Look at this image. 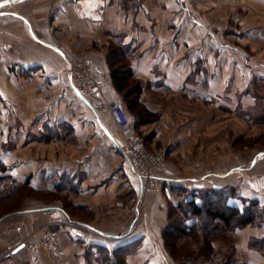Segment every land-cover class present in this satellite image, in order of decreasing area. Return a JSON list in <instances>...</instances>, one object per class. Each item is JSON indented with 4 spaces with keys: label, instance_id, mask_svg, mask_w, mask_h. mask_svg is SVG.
I'll return each mask as SVG.
<instances>
[{
    "label": "crops",
    "instance_id": "obj_1",
    "mask_svg": "<svg viewBox=\"0 0 264 264\" xmlns=\"http://www.w3.org/2000/svg\"><path fill=\"white\" fill-rule=\"evenodd\" d=\"M109 54L127 63L125 71L141 86L139 102L156 115L140 122L129 113V130L143 135L147 146L165 144L174 158H185L187 146L203 133V119L210 126L218 111L247 123L264 118V0H24L1 7L0 109L6 125L0 134L15 136V130L17 144L2 148L0 142V161L33 193L0 216V264H54L40 246L54 228L61 231L65 264H110L113 249L128 243L134 248L125 264H175L162 236L169 206L193 197V187L211 176L228 177L226 170L175 176L199 165L195 158L193 165L155 170L165 180L162 188L141 194L108 108L111 102L126 107L111 78ZM71 58L101 68V109L72 85L65 71ZM30 135L39 141L29 144ZM65 135L70 138L63 153H40L43 144ZM259 161L264 148L227 170ZM258 175L257 184L239 187L244 192L235 196L237 204L254 195L264 201V167ZM222 185L234 186L226 180ZM256 226L261 238L264 218ZM253 253L245 261L264 264V253Z\"/></svg>",
    "mask_w": 264,
    "mask_h": 264
},
{
    "label": "rangeland",
    "instance_id": "obj_2",
    "mask_svg": "<svg viewBox=\"0 0 264 264\" xmlns=\"http://www.w3.org/2000/svg\"><path fill=\"white\" fill-rule=\"evenodd\" d=\"M117 66L121 67V64L117 63ZM255 86H257L256 87L257 90L261 88V86H258L257 84H255ZM94 108L90 105L89 109L91 113L95 112ZM260 108L264 109V102L262 103V106ZM218 113L219 115L214 120H212V123L210 126H209L208 121L203 119V125H202L203 133L198 135L196 137V141L191 143V144L195 143L193 146H191L190 148H189V145L187 146L186 156L184 159L174 158L172 151L171 152L168 151V147L165 146V144H162L159 146L156 145V147H150V146H147L146 144L145 145L148 150L154 153H157L162 148L165 150L164 157L168 163L167 168H170V167L174 168L173 165H177L179 167L180 162L182 163L184 162L188 164L191 162L193 165V163H195L194 162L195 158H196L195 161H199L200 163L199 165L195 164L192 168H190L192 170L191 172H179L175 174V176L182 175V174H185V175H194L197 173L202 174L204 172L222 173L223 171L226 170L225 172L228 173L226 175L228 176L226 177V179H221L220 177H217V176H211L207 180L201 181L202 182L201 184H203L202 187H193V188H198L197 191L199 195L200 194L203 195L204 192L210 188H223V190H226V192L229 193L227 190H229L230 188L222 185V182L226 180L228 184H232L235 186V187L233 186L234 188L233 191L235 192V195L228 197V200H227L228 204H232V206L234 207H237V206L242 207V204L236 203L237 197H235L237 193L244 192V190H241L239 187L241 185L245 187H249L250 185L249 183H254V182L257 184L255 180L259 176L258 175L259 170L262 167H264V161L262 162L259 161L256 165L254 164L256 163L255 161L252 165L247 166V168L244 170H239L238 168L233 171L230 170L231 172H229L227 168L230 165H235L239 162H248L249 160H252L256 152L264 148V118H262L261 120L260 119L259 120L254 119L253 121L250 120V123H247L246 120L240 116L234 115V117L233 116L229 117V115L228 116L226 115L227 117L226 116L221 117V112L218 111ZM1 114L3 115L2 109H0V115ZM2 115L0 116V119H1L0 128H4L6 125L5 120L1 118ZM15 125H16V122L13 123V126ZM14 134L15 136L7 135V134L6 135L0 134V142H2L3 144L2 148H6V144L7 143L10 144L9 142H11V146H16L17 138H16L15 130H14ZM122 135H123V132H122ZM56 137H57V134H56ZM141 137H143L144 139L143 135H141ZM60 138H58V140L51 141L49 144H43L42 146L46 150L42 152H40L41 150H38V152H40L44 156L48 155V153L51 152L52 150H54V152L59 153L61 151L63 153L65 151V145L67 143L66 141L70 138V135L69 136L65 135V137L61 136ZM28 139H29L28 141H30L29 144L37 143V142H34V140L39 141V139L36 138L34 135H30ZM122 141H123V137H122ZM27 146H31V145H27ZM51 146H53V148H51ZM27 152H32L31 154L34 156L33 151L27 149ZM13 154L16 157V150H13ZM63 155L64 154H62V156ZM180 169H183V167L180 166ZM153 173H156V172L154 171ZM210 180L212 183H209ZM159 190L160 189L156 191H150V192H158ZM214 195L216 196L214 198H217V195L219 194H214ZM241 199L242 198H240V200ZM247 202L257 203V205L253 204L252 207L250 208V211L252 212L259 210V207L264 208V205L262 206L260 205L261 203H264L263 199L261 202L258 199V197H256V195H254L253 197L251 196V198H249ZM75 213L78 214V212H75ZM189 214L190 213L188 212V208L186 209V207L185 208L175 207V204L173 203L172 205L169 206L167 225L171 222L173 225L175 224L178 227H180L182 218H184V219H187L186 222L189 225H191L192 228L193 227L195 228V230H192V232H190L189 235H183L182 237L175 239L176 241H170L171 243H174V246L177 250L176 258H173L170 255L168 248L164 241V247L168 251L169 255L172 257V259L174 260L175 264H180L185 259L190 258V256L187 257L185 254L192 253L193 251H195V249H193V244L195 241H201V239L203 238L201 228L202 226H204V224L212 225L211 227H213L214 224H218V223L211 222L210 218L207 217L205 214H201L200 216H198L199 218L191 217ZM187 215L189 216V219ZM245 226H248V227H246L244 231L235 230L234 232V229H241L242 227H244V226H239L238 222L235 221L234 228L230 231L231 233H225L223 230V227H221L223 232L220 233L219 236H216L215 238H213V251L211 253L213 260H216L218 262L219 260L224 258V256L229 251V249L234 250L235 252L234 258L237 261H242V260L245 261V259H247L248 257V254H247L248 251H249V255H250V252L251 253L258 252V253H253V254L263 255L264 253L263 237L264 236L260 238V236L256 235V228H255L257 227L256 225L249 224ZM174 232L175 234L173 235H177L176 230ZM246 236L248 237L246 238ZM244 244H245V247L247 245V248L249 249H246L244 247ZM251 244L254 248L250 247ZM206 264H211L210 260Z\"/></svg>",
    "mask_w": 264,
    "mask_h": 264
},
{
    "label": "trees",
    "instance_id": "obj_3",
    "mask_svg": "<svg viewBox=\"0 0 264 264\" xmlns=\"http://www.w3.org/2000/svg\"><path fill=\"white\" fill-rule=\"evenodd\" d=\"M108 62L114 86L120 93L123 94V100L126 104L124 109L127 114L131 113L140 122L154 119L156 115L144 108L139 102L138 96L141 91V86L137 80L132 78L129 72L125 71L127 70L125 69L127 63L115 59V56L112 54H109ZM117 63H123V65L118 67ZM233 189V187L230 188L227 190L229 193H227L226 190H223V188H210L206 190L203 195H199V200L195 199V196H198L199 194L195 191L193 193V197L188 200L180 199L177 205H175V207L179 208H188V212L191 217H198L201 214H205L210 218L211 222L218 223L214 224L213 227H211L212 225L205 224L202 226L201 232L203 238L201 241L194 242L193 249H195V251L192 253H184L187 257L190 256V258L185 259L180 264H206L209 260L211 264H250L244 260L237 261L234 258L235 252L233 249H229L224 258L218 262L213 260L211 255L213 251V238L219 236L220 233L223 232L221 227H223L225 233H231L230 231L234 228L235 221L238 222L239 226L249 224L257 225L264 218V208L259 207V210H256L255 212L250 211L253 204L257 205L255 202L251 203L247 202V199H241L242 207H234L232 204H228V197L235 195ZM32 193L33 191L29 187L28 181L18 183L15 178L6 173V166L0 161V216L7 211L19 208L23 197L31 195ZM214 194L219 195H217V198H214L216 197ZM80 209L82 208L80 207ZM186 221L187 219L182 218L180 227L175 224L173 225L170 222L162 231L165 244L173 258H176L177 250L174 243H171L170 241H176L175 239L180 238L183 235H189L192 230H195V228H192V226ZM175 230L177 235H173L175 234ZM250 247H253L252 244ZM133 248V243H128L113 249L114 259L110 261V264H125V256Z\"/></svg>",
    "mask_w": 264,
    "mask_h": 264
},
{
    "label": "built area",
    "instance_id": "obj_4",
    "mask_svg": "<svg viewBox=\"0 0 264 264\" xmlns=\"http://www.w3.org/2000/svg\"><path fill=\"white\" fill-rule=\"evenodd\" d=\"M65 71L79 93L91 99L98 109L104 106L102 90L105 80L100 67L94 66L84 59L71 58L67 59ZM108 108L123 132V141L120 148L125 160L140 177L141 194L145 190L156 191L161 189L164 179L153 172L168 167L164 157L165 150L162 148L157 153L148 150L143 137L136 130H129V115L121 103L111 102L108 104ZM47 212L54 221L59 220L60 214L57 210L49 208ZM60 232L59 228L51 229L40 239V246L54 260V264H65L60 261V257L64 252L58 239ZM79 232L74 230L73 235L79 236ZM29 249L33 250L31 244ZM31 253L34 252L31 251Z\"/></svg>",
    "mask_w": 264,
    "mask_h": 264
},
{
    "label": "water",
    "instance_id": "obj_5",
    "mask_svg": "<svg viewBox=\"0 0 264 264\" xmlns=\"http://www.w3.org/2000/svg\"><path fill=\"white\" fill-rule=\"evenodd\" d=\"M21 1H24V0H0V8L3 7V6H7V5H11V4H15V3H18V2H21Z\"/></svg>",
    "mask_w": 264,
    "mask_h": 264
},
{
    "label": "snow or ice",
    "instance_id": "obj_6",
    "mask_svg": "<svg viewBox=\"0 0 264 264\" xmlns=\"http://www.w3.org/2000/svg\"><path fill=\"white\" fill-rule=\"evenodd\" d=\"M0 6H2V5H0ZM21 247H23V245H21ZM18 250V249H17Z\"/></svg>",
    "mask_w": 264,
    "mask_h": 264
}]
</instances>
